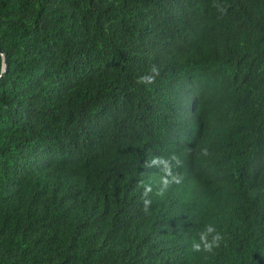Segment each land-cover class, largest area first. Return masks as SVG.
<instances>
[{
  "label": "trees",
  "instance_id": "1",
  "mask_svg": "<svg viewBox=\"0 0 264 264\" xmlns=\"http://www.w3.org/2000/svg\"><path fill=\"white\" fill-rule=\"evenodd\" d=\"M213 2L0 0V264H264V0Z\"/></svg>",
  "mask_w": 264,
  "mask_h": 264
},
{
  "label": "clouds",
  "instance_id": "2",
  "mask_svg": "<svg viewBox=\"0 0 264 264\" xmlns=\"http://www.w3.org/2000/svg\"><path fill=\"white\" fill-rule=\"evenodd\" d=\"M212 7L223 16L228 10V5L214 0ZM160 67L153 64L146 74L137 77L136 83L138 85L149 86L155 84L157 78L160 76ZM200 156L207 157L210 155L207 147L200 149ZM183 166V162L176 154L170 155L168 158L153 156L150 160H146L143 164L144 169H151L153 167L159 168L162 175L160 176L159 186L155 191V195L159 197L165 196L169 189L174 185H181L184 181V176L179 169ZM143 175V173H142ZM138 187L142 189L141 193V210L148 214L151 211L153 204L152 194L153 186L150 183H145L143 180L139 181ZM224 235L218 230L214 223H207L203 228L196 231L191 241V251L194 253H213L224 242Z\"/></svg>",
  "mask_w": 264,
  "mask_h": 264
},
{
  "label": "water",
  "instance_id": "3",
  "mask_svg": "<svg viewBox=\"0 0 264 264\" xmlns=\"http://www.w3.org/2000/svg\"><path fill=\"white\" fill-rule=\"evenodd\" d=\"M0 55L2 56V63H3L2 69H1V72H0V77H1L2 73L5 70V61H6V58H5L4 53L2 51H0Z\"/></svg>",
  "mask_w": 264,
  "mask_h": 264
}]
</instances>
